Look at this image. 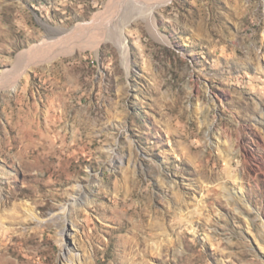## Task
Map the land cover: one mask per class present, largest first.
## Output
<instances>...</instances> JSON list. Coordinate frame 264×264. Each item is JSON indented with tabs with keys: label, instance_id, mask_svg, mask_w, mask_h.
<instances>
[{
	"label": "rangeland",
	"instance_id": "374dc122",
	"mask_svg": "<svg viewBox=\"0 0 264 264\" xmlns=\"http://www.w3.org/2000/svg\"><path fill=\"white\" fill-rule=\"evenodd\" d=\"M147 1L0 0V261L264 264V0H171L125 59L108 33Z\"/></svg>",
	"mask_w": 264,
	"mask_h": 264
},
{
	"label": "bare ground",
	"instance_id": "6f19581e",
	"mask_svg": "<svg viewBox=\"0 0 264 264\" xmlns=\"http://www.w3.org/2000/svg\"><path fill=\"white\" fill-rule=\"evenodd\" d=\"M123 1V0H122ZM130 0H124V2H129ZM171 0H153L152 2H148L144 5H140L138 6L137 10L135 9V13L134 15L128 14L130 13V9H128L130 12H128L127 14H122L120 15V18L118 20L117 25L115 26V28L113 30H110V32L108 33L110 38L109 40L118 48V50L120 51V53H122V55L125 57V59L128 58V45L126 42V37L124 35V30L128 27L129 25V21L130 20H135L137 16H141L147 23V26L150 30V32L152 33L153 36H155L158 40L161 41H165V37L160 33V31L157 28V21L155 19V14H154V10L160 6L166 5L167 3H169ZM122 3V2H121ZM130 3V2H129ZM137 3V2H136ZM131 5V4H130ZM123 7V6H122ZM135 7V6H134ZM124 8V7H123ZM128 8V6H127ZM126 8V9H127ZM123 12V11H122ZM136 14V15H135ZM98 15H101V13L97 14L96 17ZM59 29V28H58ZM53 30V29H52ZM55 31V30H54ZM71 30L67 31L66 33L62 34L61 37L63 38H71V36H69ZM95 41H100V34L95 35L94 37ZM104 40V39H103ZM56 41H58V39L55 38V36L52 37H48L46 40H43L42 43L39 46H35L33 48H31V50L28 52V56L26 55V53H22L19 57H18V61L20 60V64L19 66L16 68V72H14V74H18L20 72H23L24 70V65L27 63L28 60H33L36 63H42L46 57L48 55H50L52 52L57 50V45H55L54 43H56ZM88 41H86V44ZM168 41H166L167 43ZM65 45H63L64 47H66V50H68V46H69V42H65ZM64 53H68L67 51ZM25 55V57H24ZM13 74V73H12ZM23 74L18 76V80L22 77ZM6 76V75H5ZM16 78V77H15ZM16 79L12 78L11 76H6L4 77V79L1 81V84L5 87L8 84H14ZM2 87V86H1ZM32 149V148H31ZM40 150V149H39ZM31 151V150H30ZM35 152V151H34ZM32 151V153H34ZM76 194L80 195L81 193L76 192ZM73 196V195H72ZM82 199V198H81ZM81 201V200H80ZM128 201V200H127ZM73 202V201H72ZM82 202V201H81ZM89 201L82 202L80 204L86 205ZM126 202V201H125ZM9 203V202H8ZM71 203V202H70ZM7 204V200L1 201L0 200V206H3ZM77 201H75L74 199V203L73 205H76ZM72 205V206H73ZM134 205V204H133ZM26 206V205H25ZM24 205H22L23 210L27 211L29 213V216L32 219H38V215L32 210V208H28L25 207ZM75 207V206H74ZM84 207V206H83ZM126 210H132L129 213L135 215L136 212H142L143 209H141L140 207H135L133 206L131 207H125ZM65 209V208H64ZM78 210V209H77ZM83 210V209H82ZM148 212V209H145ZM64 213V212H63ZM62 214V213H61ZM145 215V213H143ZM11 216H15V213H12ZM54 218V214L51 215V217L49 219H53ZM2 218V216H0V223L2 224L4 221ZM135 224L134 228L138 227V225L141 224V222H143L142 220H135L134 221ZM0 224V237L2 236V234L4 232L10 233L9 229L5 228L3 225ZM136 226V227H135ZM5 234V233H4ZM63 234H66V229L63 231ZM138 232L134 229L132 232V237H130L127 241V246L124 247L125 249H130L131 247H133L134 245L137 246V250H140L141 247H143L145 245L143 240H138ZM135 240V241H134ZM174 243V242H172ZM175 244V243H174ZM6 247V246H5ZM123 247V246H122ZM147 247V246H146ZM166 248V247H165ZM132 249V248H131ZM62 257L64 259L65 262L71 263V264H75L76 259H77V248L76 246H72V245H68L63 243L62 244ZM8 248L6 247L4 249L3 252H8ZM152 251V250H151ZM13 253V252H12ZM158 255H154V257H160V258H164L163 254L161 253H157ZM2 254H0L1 256ZM151 255L150 251L148 250V248H144L142 249V253L139 254V252L137 254H135V256L133 257L134 260L139 259L141 261V264H149L146 260H145V256ZM0 264H15L13 260L11 259H7V260H2L0 261ZM18 264H24L23 262H20Z\"/></svg>",
	"mask_w": 264,
	"mask_h": 264
}]
</instances>
